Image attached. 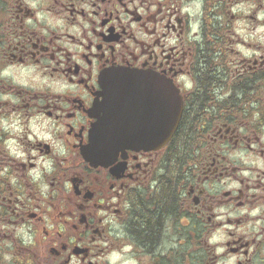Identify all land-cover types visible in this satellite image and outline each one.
I'll list each match as a JSON object with an SVG mask.
<instances>
[{"label": "flooded vegetation", "instance_id": "af4514ba", "mask_svg": "<svg viewBox=\"0 0 264 264\" xmlns=\"http://www.w3.org/2000/svg\"><path fill=\"white\" fill-rule=\"evenodd\" d=\"M263 13L0 0V264H264ZM122 71L115 148L90 162Z\"/></svg>", "mask_w": 264, "mask_h": 264}, {"label": "water", "instance_id": "95a60500", "mask_svg": "<svg viewBox=\"0 0 264 264\" xmlns=\"http://www.w3.org/2000/svg\"><path fill=\"white\" fill-rule=\"evenodd\" d=\"M118 74L123 78V86L114 87L109 81L104 88L103 101L101 102L103 115L92 125L90 130V143L88 149H86L83 154L88 161H95L96 156L100 153V147L102 151H110V149L115 148V139L117 137L113 134V123L115 120L112 119L111 110L114 111L116 108L128 106L124 99H130V95L127 96V93L129 94L131 88L127 87L125 84L127 80L133 78L130 72L122 71ZM121 93L122 97H120ZM97 110V106H95L93 109L94 115ZM178 116L179 114L177 113L175 121L178 119ZM169 137L170 132H167L165 138H162V141L165 143L168 141ZM125 140L126 139L123 138V141Z\"/></svg>", "mask_w": 264, "mask_h": 264}, {"label": "trees", "instance_id": "16d2710c", "mask_svg": "<svg viewBox=\"0 0 264 264\" xmlns=\"http://www.w3.org/2000/svg\"><path fill=\"white\" fill-rule=\"evenodd\" d=\"M163 201L170 203L171 199H172V192L169 188V186L167 185V187L165 186L164 191H163Z\"/></svg>", "mask_w": 264, "mask_h": 264}, {"label": "rangeland", "instance_id": "374dc122", "mask_svg": "<svg viewBox=\"0 0 264 264\" xmlns=\"http://www.w3.org/2000/svg\"><path fill=\"white\" fill-rule=\"evenodd\" d=\"M262 16H263V19H264V13H263ZM261 32H262V40L264 41V23L262 25Z\"/></svg>", "mask_w": 264, "mask_h": 264}]
</instances>
